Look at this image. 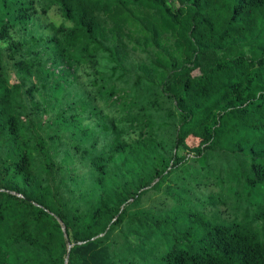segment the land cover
I'll list each match as a JSON object with an SVG mask.
<instances>
[{
	"label": "trees",
	"instance_id": "obj_1",
	"mask_svg": "<svg viewBox=\"0 0 264 264\" xmlns=\"http://www.w3.org/2000/svg\"><path fill=\"white\" fill-rule=\"evenodd\" d=\"M44 2L0 1V264H264V0Z\"/></svg>",
	"mask_w": 264,
	"mask_h": 264
},
{
	"label": "rangeland",
	"instance_id": "obj_2",
	"mask_svg": "<svg viewBox=\"0 0 264 264\" xmlns=\"http://www.w3.org/2000/svg\"><path fill=\"white\" fill-rule=\"evenodd\" d=\"M35 1H36L37 5L40 7V9H42L45 6L44 0H35ZM46 2L49 3V2H51V0H46ZM47 16H48V18L45 21H48V22L51 21L54 23H64L65 22L62 15L59 14L57 7L51 8L50 11L48 12ZM198 144H199V140L192 138V137L188 138V145L190 147H196V146H198Z\"/></svg>",
	"mask_w": 264,
	"mask_h": 264
},
{
	"label": "water",
	"instance_id": "obj_3",
	"mask_svg": "<svg viewBox=\"0 0 264 264\" xmlns=\"http://www.w3.org/2000/svg\"><path fill=\"white\" fill-rule=\"evenodd\" d=\"M71 247V246H70ZM66 262H67V260H66Z\"/></svg>",
	"mask_w": 264,
	"mask_h": 264
}]
</instances>
